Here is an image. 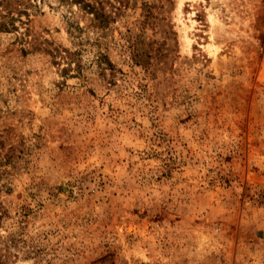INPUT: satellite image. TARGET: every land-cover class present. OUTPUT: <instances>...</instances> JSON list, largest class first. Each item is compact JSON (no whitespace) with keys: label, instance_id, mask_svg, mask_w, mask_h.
<instances>
[{"label":"rangeland","instance_id":"obj_1","mask_svg":"<svg viewBox=\"0 0 264 264\" xmlns=\"http://www.w3.org/2000/svg\"><path fill=\"white\" fill-rule=\"evenodd\" d=\"M28 1L0 264H264V0Z\"/></svg>","mask_w":264,"mask_h":264},{"label":"trees","instance_id":"obj_2","mask_svg":"<svg viewBox=\"0 0 264 264\" xmlns=\"http://www.w3.org/2000/svg\"><path fill=\"white\" fill-rule=\"evenodd\" d=\"M82 3L83 7L92 12L94 17L99 19L100 22L106 21V15L102 12L98 4H94L85 0H73ZM28 0H0V31H8L15 29V21H21V13L27 14Z\"/></svg>","mask_w":264,"mask_h":264}]
</instances>
